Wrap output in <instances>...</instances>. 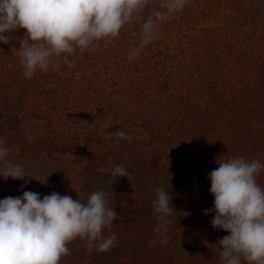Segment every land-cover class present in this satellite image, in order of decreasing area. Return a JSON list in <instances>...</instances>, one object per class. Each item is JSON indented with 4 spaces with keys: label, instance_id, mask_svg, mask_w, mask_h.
Masks as SVG:
<instances>
[{
    "label": "trees",
    "instance_id": "16d2710c",
    "mask_svg": "<svg viewBox=\"0 0 264 264\" xmlns=\"http://www.w3.org/2000/svg\"><path fill=\"white\" fill-rule=\"evenodd\" d=\"M169 2L144 0L116 37L31 79L19 43H0V138L34 178L0 177V200L33 191L86 202L103 190L118 214L104 229L117 236L111 250L77 238L59 264H220L228 233L203 215L214 202L208 174L220 158L264 164V0H185L174 12ZM149 19L152 40L130 55ZM117 130L131 140L107 137ZM116 164L130 180L98 171ZM257 183L264 189V170ZM161 186L175 210L166 244L154 231Z\"/></svg>",
    "mask_w": 264,
    "mask_h": 264
},
{
    "label": "clouds",
    "instance_id": "9594fccd",
    "mask_svg": "<svg viewBox=\"0 0 264 264\" xmlns=\"http://www.w3.org/2000/svg\"><path fill=\"white\" fill-rule=\"evenodd\" d=\"M184 3L185 0H170L167 7L174 12ZM143 6L144 0H0V43L9 44L14 39L19 43L23 76L31 79L38 71L58 66L61 60L72 67L70 54L116 37ZM18 29L25 30L22 37L12 35ZM153 33L154 22L149 19L142 26L140 45L130 50V55H139ZM107 137L131 140L123 130L109 132ZM27 139H33L30 133ZM10 152L0 138V177L34 179L20 163L11 160ZM217 163L218 167L208 174L213 207L204 210L203 215L214 214L212 227L228 233L218 239L216 246L220 264H264V189L257 183L264 164L242 156L220 158ZM98 171L109 173L114 181L119 177L130 180L131 174L122 164ZM47 178L37 181L46 184ZM29 182L25 180V185ZM155 194L154 231L166 244L170 217L175 211L173 197L163 186L157 187ZM117 215L103 190L92 192L86 202L56 192L41 197L24 191L22 196L5 197L0 200V264H59L62 257L69 255V242L77 238L87 241L89 251H109L116 245L117 236L105 235L104 229L113 226Z\"/></svg>",
    "mask_w": 264,
    "mask_h": 264
}]
</instances>
